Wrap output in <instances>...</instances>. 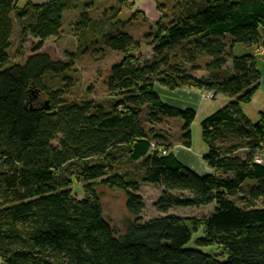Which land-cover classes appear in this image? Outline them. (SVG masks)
Returning <instances> with one entry per match:
<instances>
[{
    "label": "trees",
    "instance_id": "trees-1",
    "mask_svg": "<svg viewBox=\"0 0 264 264\" xmlns=\"http://www.w3.org/2000/svg\"><path fill=\"white\" fill-rule=\"evenodd\" d=\"M153 1L166 23L154 24L146 61L115 21L128 0L96 18L95 0H0V264H264V111L253 124L241 109L262 77L255 52L264 48V0ZM66 10L82 12L73 58L122 56L105 81L109 101L71 100L55 86L71 81L75 60L41 50L60 36ZM30 40L32 54L11 63L15 42L22 55ZM237 44L252 52L235 56ZM154 85L231 99L201 122L210 173L184 164L161 128L179 120L178 143L191 148L196 112L169 105ZM140 185L163 188V214L216 207L208 217L141 222ZM98 187L125 193L134 220L123 232L104 218ZM200 230L196 245L213 252L189 246Z\"/></svg>",
    "mask_w": 264,
    "mask_h": 264
},
{
    "label": "rangeland",
    "instance_id": "rangeland-1",
    "mask_svg": "<svg viewBox=\"0 0 264 264\" xmlns=\"http://www.w3.org/2000/svg\"><path fill=\"white\" fill-rule=\"evenodd\" d=\"M26 0H23L25 2ZM162 5L174 4L176 0H159ZM129 4L122 8L121 13L118 15L115 21H120L125 24V30L131 34L136 41L140 42V51L136 52V55H142L143 60H149L152 57V46L148 43L151 41L152 36H154L155 26L154 24H159L165 22L162 15L157 10V3L153 0H128ZM116 4V0H95V6L90 11L89 15L95 18L101 16L104 10L109 12L110 8ZM139 11V12H138ZM169 11V8H168ZM137 12V13H136ZM82 12L66 10L63 13L64 25L57 38H52L45 43V46L41 50L52 56V58L62 61L72 60L73 53L77 51V39L75 32L77 29L78 17ZM144 14V16L142 15ZM133 20V21H130ZM154 25L151 30L150 25ZM36 40H30V42L22 49L23 54L20 55L18 45L16 42L13 49L10 52V62L11 63H23L24 60L32 54L33 45L36 44ZM251 48H246L243 45L237 44L234 48L235 56H242L251 53ZM258 68L261 72V80L259 84V90L253 97V100L249 104L242 105L241 109L245 116L253 123H257L260 118V112L264 111V54L257 50L255 52ZM121 55L112 51L106 50L104 55L100 58L95 59L89 52L87 54L73 58L75 60V71L70 74L71 81L55 79L58 84L55 86H60L69 95L71 100H95L97 102H106L112 99V96L108 94L105 81L109 74L110 67L117 63L121 59ZM207 73L203 70H199L196 76H205ZM66 84L70 87L67 88ZM154 90L159 93L161 88L154 85ZM181 92L195 91L202 96V93L189 88L178 90ZM177 92V91H176ZM204 94V93H203ZM160 95V94H159ZM182 96V95H180ZM166 103L169 105L179 108L177 105L184 102H191L190 99L179 98V95H169L164 96ZM204 97V98H203ZM162 98V97H161ZM41 100H45L44 97ZM231 99L223 94L214 96L211 94H205L202 96V100L199 101L195 106H189L186 104V108H192L196 112V119L192 125L191 133V148H185L179 142L180 138V121L177 119L167 120L162 129L171 136L173 144H175L174 151L178 155L177 157L186 165H188L192 170H194L199 175H206L210 173L205 171L208 166L203 161V157L207 154V147L202 140V129L201 122L215 113L219 109L227 106ZM185 108V107H182ZM197 157V160L195 158ZM201 163V164H200ZM205 167V168H203ZM134 166H130L129 169H133ZM73 191L79 199L83 198L82 187L80 184L74 181ZM163 191L160 185H140L137 192L138 195L142 197L144 209L140 216V221L145 222L152 220L157 217H162L166 215H176L180 217H197L203 218L208 217L216 207V204H210L205 207L200 208H188V209H176L172 208L167 214H163L156 207V203ZM97 192L100 195V201L103 207L104 218L110 222V224L118 231L123 232L127 222L134 220V218L129 214L126 208V197L125 193L120 190H108L102 187L97 188ZM202 230L193 236L192 241L189 246L199 249L205 253H211L214 251L213 247L202 248L196 245V239L198 236H202Z\"/></svg>",
    "mask_w": 264,
    "mask_h": 264
},
{
    "label": "crops",
    "instance_id": "crops-1",
    "mask_svg": "<svg viewBox=\"0 0 264 264\" xmlns=\"http://www.w3.org/2000/svg\"><path fill=\"white\" fill-rule=\"evenodd\" d=\"M159 94H160V96L162 97V100L163 101H168L167 99H165V97L164 96H166L167 94H169V95H179V98H182V96H183V99H190L191 98V102H189V103H187V102H184V103H182V104H178L177 106L179 107V108H182V107H188V106H186V104H190L189 106H195V108H196V105H197V103L199 102V101H201L202 100V96L203 95H205L206 93H202V96H200L199 95V93H195V91H186V92H181V91H175V92H170V91H167L166 89H161L160 91H159ZM180 95H182V96H180ZM204 98V97H203ZM178 156V155H177ZM195 158V157H194ZM195 160L196 161H198L197 160V157L195 158ZM201 164V163H200ZM203 168H205V167H203ZM205 171L207 172V171H209L210 172V170H209V168H205Z\"/></svg>",
    "mask_w": 264,
    "mask_h": 264
},
{
    "label": "built area",
    "instance_id": "built-area-1",
    "mask_svg": "<svg viewBox=\"0 0 264 264\" xmlns=\"http://www.w3.org/2000/svg\"><path fill=\"white\" fill-rule=\"evenodd\" d=\"M260 52H261L262 54H264V48H262V49L260 50Z\"/></svg>",
    "mask_w": 264,
    "mask_h": 264
}]
</instances>
